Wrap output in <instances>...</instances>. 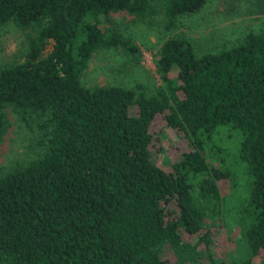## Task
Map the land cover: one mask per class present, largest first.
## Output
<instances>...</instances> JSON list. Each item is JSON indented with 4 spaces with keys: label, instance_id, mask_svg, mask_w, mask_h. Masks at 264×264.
Segmentation results:
<instances>
[{
    "label": "trees",
    "instance_id": "16d2710c",
    "mask_svg": "<svg viewBox=\"0 0 264 264\" xmlns=\"http://www.w3.org/2000/svg\"><path fill=\"white\" fill-rule=\"evenodd\" d=\"M206 2L0 0V30L24 33L23 60L0 63V142L8 111L35 128L34 156L0 172V264H163L167 251L175 264H201L202 244L208 264H225L206 226L228 211L218 182L234 195L237 174L227 147L205 149L225 124L242 132L238 159L251 177L230 219L248 255L230 264H264V27L199 54L170 33ZM116 16L158 20L167 34L150 92L81 81L99 50L141 55ZM158 121L188 143L170 169L154 159Z\"/></svg>",
    "mask_w": 264,
    "mask_h": 264
},
{
    "label": "rangeland",
    "instance_id": "374dc122",
    "mask_svg": "<svg viewBox=\"0 0 264 264\" xmlns=\"http://www.w3.org/2000/svg\"><path fill=\"white\" fill-rule=\"evenodd\" d=\"M117 25L139 46L141 55L130 56L120 50H99L90 60L82 77V83L91 87L95 85H121L133 87L142 84L147 92L154 90L160 83L154 67V55L166 32L162 29L160 21L155 20L152 25L131 16H116ZM104 26L109 24L102 22ZM264 27V0H207L204 7L195 15L184 16L178 20V25L172 33L184 35L193 43L197 53L214 52L221 47H228L237 43L249 31H259ZM51 44L48 43L42 55H46ZM24 51V33L13 25H7L0 30V63L7 61H22ZM7 129L0 142V172L5 171L18 160L33 157L32 138L35 132L17 114L8 111ZM34 127V126H33ZM157 127H162L159 143L161 151L154 154L156 163L166 169L176 156L179 146H185L187 141L178 131L166 127L162 122H157ZM214 137L207 141L206 152L212 146L228 148L225 164L232 171L236 170L237 189L233 190L228 180H220L219 186L222 195L226 198L225 217L220 216L213 224L216 229L212 237V251L216 259L230 264L235 260L248 255L246 243L240 240L239 227L232 223V210L235 204L242 199L245 188H248L250 175L240 167L238 147L243 137L242 132L232 128L230 124L220 127ZM219 128V129H220ZM205 135L204 133L202 134ZM206 136V135H205ZM170 169V168H169ZM239 192V193H238ZM234 209V208H232ZM227 220V221H226ZM199 250L204 256L201 264H208L205 245H199ZM163 264H175L174 256L167 251L163 257ZM260 257L253 258L254 264H259Z\"/></svg>",
    "mask_w": 264,
    "mask_h": 264
}]
</instances>
